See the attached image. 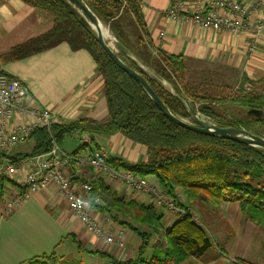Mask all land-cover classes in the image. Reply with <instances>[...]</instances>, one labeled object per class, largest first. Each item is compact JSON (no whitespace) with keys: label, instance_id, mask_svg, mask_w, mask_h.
<instances>
[{"label":"trees","instance_id":"16d2710c","mask_svg":"<svg viewBox=\"0 0 264 264\" xmlns=\"http://www.w3.org/2000/svg\"><path fill=\"white\" fill-rule=\"evenodd\" d=\"M24 4L45 12L52 19V28L44 35L12 48L0 56V65L16 62L65 43L71 51L84 50L93 59L96 73L102 81L107 119L97 123L91 119L53 126L50 132L38 129L28 138L33 149L20 160L48 153L51 139L59 145L67 136L120 134L125 140L144 148L145 161L130 163L119 157L107 158L115 170L128 171L142 178L151 177L171 197L178 192L184 198L177 206L187 212L171 227L163 230V243L149 247L147 233L140 228L162 230V216L152 206L128 201L103 181L93 184L91 199L99 204L91 207L118 226L125 227L139 239L136 258L121 260L99 251L81 247L74 235H68L79 256L98 258L106 264H178L190 257L199 258L212 247L205 231L190 217L188 210L203 211L219 203H237L242 213L257 227L264 226V151L230 140L208 137L185 130L165 118L143 89L109 59L96 42V36L81 16L64 0H21ZM98 18L108 34L131 52L139 66L117 51L118 57L144 77L148 85L174 116L190 120L184 105L221 128L243 129L264 138V77L251 81L242 77L237 89L212 83H192L186 79V60L169 55L150 39L139 0H83ZM156 74L164 84L154 79ZM3 73L0 71V74ZM245 86L249 90H245ZM169 87L170 89H168ZM181 99V102L178 101ZM237 107L244 112H228ZM259 112L261 116L249 114ZM60 146V145H59ZM92 148V147H91ZM18 158V159H19ZM11 158L12 163L18 161ZM176 203V202H175ZM49 255L31 258L20 264H79L65 261L56 248ZM245 264L243 262H237Z\"/></svg>","mask_w":264,"mask_h":264},{"label":"crops","instance_id":"0c3cea01","mask_svg":"<svg viewBox=\"0 0 264 264\" xmlns=\"http://www.w3.org/2000/svg\"><path fill=\"white\" fill-rule=\"evenodd\" d=\"M139 1L150 39L165 53L183 57L186 60V75L192 71L207 72L217 77L239 78V83L244 76L249 79L253 77L255 81L256 77H264V34L254 50L249 52L251 31L231 34L201 29L168 18L165 11L171 0ZM200 1L205 3L216 0ZM231 1L239 4L256 2L264 6V0ZM51 28L52 19L45 12L34 9L21 0H0V56L18 45L46 34ZM0 71L25 85L34 105L47 108L63 117L65 123L80 119L104 123L107 119L101 78L96 73L93 59L84 50L71 51L67 44L62 43L45 52L0 65ZM92 139L95 147L90 144L84 147L79 142V136L76 137L78 148L69 155L83 157L88 151L98 148L107 154V158L119 157L130 163L145 161L144 148L125 140L120 134L93 135ZM15 148L6 157L0 155V164L18 165L19 157L32 150L20 153L15 152ZM11 158L19 159L12 163ZM23 179V172L8 179L9 181L0 179V195L16 191ZM102 181L127 200L151 206V200L146 194L126 191L106 179ZM88 207L97 223L106 230L107 217L91 206ZM203 209L213 216L219 213L224 217L228 222L229 234L226 237L216 231V237L224 241L221 247L213 244L203 256L190 257L178 264H264V226L257 227L250 222L237 203H219L217 207L209 205ZM155 210L161 214L165 229L178 220L177 215L160 208ZM208 218L209 216L206 217V222H210ZM168 221L170 224L167 226ZM110 222L114 230L121 227L111 220ZM123 228V251L127 253L132 250L131 244L136 236ZM68 235H74L85 250L105 252L119 258L116 253L121 251L98 242L72 214L58 189L48 185L11 217L5 220L0 218V264H20L34 257L49 255L60 241L62 242L56 252L67 255L73 248L70 241L65 239ZM68 244L70 246H64ZM128 257L120 256L119 259H129Z\"/></svg>","mask_w":264,"mask_h":264},{"label":"built area","instance_id":"2783aa9c","mask_svg":"<svg viewBox=\"0 0 264 264\" xmlns=\"http://www.w3.org/2000/svg\"><path fill=\"white\" fill-rule=\"evenodd\" d=\"M165 14L168 18L201 29H211L237 34L251 31L248 51L252 52L264 34V6L261 3L239 4L231 0H216L202 3L200 0H171ZM245 90H249L245 86ZM63 117L47 108L34 105L28 89L19 80L0 74V155L6 157L38 129L50 132L53 126L65 123ZM79 142L88 147V134H79ZM102 149L88 151L83 157L66 154L55 139H51L48 153L19 160L18 165L0 164V179H12L20 172L24 179L16 191L0 195V218L11 217L36 193L48 185L55 186L64 198L69 210L80 224L102 244L114 246L118 251L125 247V231L114 230L105 218L106 230L92 216L88 205L99 204L97 197L91 199L93 184L106 179L120 183L129 191L145 193L151 205L169 214L186 216L179 208L184 198L175 192L171 198L156 181L140 178L128 171L115 170L107 162ZM9 181V180H8ZM76 184L77 186H75ZM176 202V203H175ZM191 217V216H190ZM193 219V217H191ZM196 223V221L193 219Z\"/></svg>","mask_w":264,"mask_h":264},{"label":"water","instance_id":"95a60500","mask_svg":"<svg viewBox=\"0 0 264 264\" xmlns=\"http://www.w3.org/2000/svg\"><path fill=\"white\" fill-rule=\"evenodd\" d=\"M68 3L87 23L96 36V42L101 47V49L106 53L109 59L122 70L125 74L131 77L146 93L151 102L155 105L158 111L169 121L175 125L194 132L196 134L208 136V137H218L224 140H230L239 144L246 145L251 148H257L264 151V138L255 136L243 129L236 128H221L215 125L211 120L201 116L197 111H195L188 102H185L189 114L190 121L178 118L171 114L163 102L158 98L155 92L148 85L143 76L130 68L125 62H123L118 57V52L121 51L126 58L132 62L135 66H139V63L135 60L130 51H128L123 45H121L115 38L108 34V31L103 27L98 18L91 12L88 6L83 2V0H64ZM101 28H103L107 37L111 39L112 44L114 45L115 50L111 45L106 41L105 35L102 34ZM149 71V70H148ZM151 76L159 81L161 84L164 82L153 72L149 71ZM178 101L181 102V99L178 98ZM249 114H256L258 117L261 116L259 112H249Z\"/></svg>","mask_w":264,"mask_h":264},{"label":"rangeland","instance_id":"374dc122","mask_svg":"<svg viewBox=\"0 0 264 264\" xmlns=\"http://www.w3.org/2000/svg\"><path fill=\"white\" fill-rule=\"evenodd\" d=\"M106 41L115 50L114 45L112 44L111 39L109 37H106ZM256 78H257V80L261 79V78H258V77H256ZM186 79H187V81L192 82V83L193 82H204V83H212L214 85H226V86H229V87H231L233 89H237L238 88L239 80H240L239 78H234V77L227 78V77H221V76L217 77V76L209 74L207 72H198V73H196L195 71H192L190 74L186 75ZM254 79L255 78H253V77L250 78L251 81H255ZM167 88L170 89L169 87H167ZM263 90H264V87L256 89V91H263ZM237 111L240 112V113L244 112L241 109H237V107L229 108V110H228V112L230 114L232 113V115H234V113L237 112ZM186 120L188 122H191L188 119H186ZM78 136H79V134H77V136L72 135V136L65 137L63 139V141L61 142V144H59L61 149H63V151L65 153H67V154H70V153L74 152L78 148V144L76 142V137L78 138ZM32 146H33V142L31 140H28V141H26V142H24L22 144H19L15 148V152L28 153L32 149ZM137 177H139V176H137ZM140 178H142V177H140ZM148 179L154 182L153 178L148 177ZM113 183H117V182H113ZM118 186L122 187L126 191H129L123 185H121L120 183H118ZM119 195H121V194H119ZM121 196H123V195H121ZM182 201L184 202L185 200H182ZM154 209H156V208H154ZM188 213H190L191 217H193V219L196 221V224L198 223L199 226L205 231V233L208 236L210 242L212 243V246H213V244L214 245L217 244L219 247H221V244L224 241H222L221 238L218 239L216 237V233L215 232L217 231L218 233L223 234L226 237L228 236V234H229V231H228V228H227L228 222L226 221V219L224 217H222L221 215H219V213H217L216 215L213 216V215L209 214L207 211H205V212H204V210L203 211H201V210L199 211V210L193 209V208L189 209ZM186 215H187V212H186ZM208 216H209L208 219H209L210 222H206L205 221L206 217H208ZM179 218H180V216H178V219ZM221 218H223V219H221ZM169 224H170V221L167 222V226ZM165 226H162V230H159V231L156 230V229H155V231H153L151 228H148V227L140 228L142 233L144 232V233H147V234L150 235V237H149V239H150L149 247H148V249H147V251L145 253V257L147 259L150 258L152 248L154 246H156V245H159V244L163 243V238H162L163 236L162 235H163V230L165 229ZM213 227H214V229H213ZM117 230L125 231V229L123 227H119ZM132 234H134V233H132ZM131 245H132V250H130L127 253L124 252L125 251L124 250V251L116 253V255L119 256V258H120V256L124 257V256L127 255V256H129L128 257L129 259H131V260L135 259L136 255L138 253L137 250H138V247H139V239H138L137 236L134 238V242ZM64 246H70V244L64 245ZM112 248L117 249L114 246H112ZM62 255H65V254H62ZM62 255H60V256L62 257ZM65 256H67V257H64L65 258L64 260L67 261L68 263L72 262V261H75V262H77L79 264H106L105 261H102V260H100L98 258L79 256L77 254V252L75 251L74 247L71 248V251H69V253H67V255H65ZM119 258H117V259H119ZM121 260H126V259H121Z\"/></svg>","mask_w":264,"mask_h":264},{"label":"bare ground","instance_id":"6f19581e","mask_svg":"<svg viewBox=\"0 0 264 264\" xmlns=\"http://www.w3.org/2000/svg\"><path fill=\"white\" fill-rule=\"evenodd\" d=\"M101 32H102L103 35H105V37H107V35L105 34L103 28H101Z\"/></svg>","mask_w":264,"mask_h":264}]
</instances>
